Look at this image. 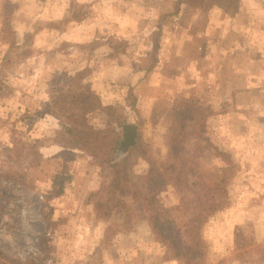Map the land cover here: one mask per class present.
Returning a JSON list of instances; mask_svg holds the SVG:
<instances>
[{
  "label": "rangeland",
  "instance_id": "rangeland-1",
  "mask_svg": "<svg viewBox=\"0 0 264 264\" xmlns=\"http://www.w3.org/2000/svg\"><path fill=\"white\" fill-rule=\"evenodd\" d=\"M178 1L0 0V264H184L164 232L190 246L230 167L206 264H264V0ZM79 92L115 109L80 117L100 132L89 148L48 107ZM119 116L138 131L127 152ZM112 137L129 156L120 190L93 158Z\"/></svg>",
  "mask_w": 264,
  "mask_h": 264
},
{
  "label": "trees",
  "instance_id": "trees-1",
  "mask_svg": "<svg viewBox=\"0 0 264 264\" xmlns=\"http://www.w3.org/2000/svg\"><path fill=\"white\" fill-rule=\"evenodd\" d=\"M187 1L191 0H179L178 5H181ZM194 1H206L209 7H217L228 13H235L238 8V4L240 3V0ZM128 91L129 94H131V89H129ZM132 98V105H134L135 98ZM64 104H66V106ZM48 107L51 109L52 115H54L60 122L62 119L59 118L64 117V120H68L69 123L67 125L61 123V126L65 129L66 132H68L69 134H73L75 136V141L78 147L83 148H89L95 142V140L93 139V135L95 134V132L96 134L98 133L97 137L100 132H97V130L89 125H81L82 123L80 124V117L96 111H106L108 112V114H115V109L112 106H102L99 97L93 92H79L69 94L68 96H54L51 102L48 103ZM176 110L177 108L174 107L173 113L175 115L176 121H178V128L171 129L175 132L176 135L172 139V149L174 151V154H177L180 149L179 147H177L179 143V141L177 140V136L182 138L183 133L185 132V127H188L185 121L181 119L182 113ZM186 115L187 114H185L183 117H185ZM124 120L125 119H123V117H117V125H122L123 123H125ZM112 135H114L113 131ZM117 140V138L115 139L114 137H112L111 142L107 145V147L99 146L100 148H102V154L100 155V157L93 156V158H96L98 166L107 168L112 172L113 179L111 187L113 190H120L121 187L125 185L124 180L122 179L120 174L127 169V164H129L128 154L123 157H119V149L116 148V145L119 147ZM229 169H223L221 180H219L216 185L214 184L215 192L217 193L216 201L209 204L207 208L203 209L204 213L202 216H199L198 218L192 220L193 228L191 229L189 235L191 240L190 246L186 247L185 249L176 247L175 241L177 237L172 236V233L174 231L172 229H169V231L166 230L168 234L164 232V241L169 243V247L175 249L172 256L173 259H181L184 264H206L207 245L202 238L201 228L208 221L209 217L213 216L215 213L222 210L226 206V203H224L225 192L222 190V184L226 181V175ZM155 210L157 211H155L156 219L160 214L158 213V209ZM168 212L169 210L164 208L165 217L167 216ZM147 219L149 221V218ZM168 223L170 224L171 222L168 221ZM177 236L179 235L177 234Z\"/></svg>",
  "mask_w": 264,
  "mask_h": 264
},
{
  "label": "crops",
  "instance_id": "crops-1",
  "mask_svg": "<svg viewBox=\"0 0 264 264\" xmlns=\"http://www.w3.org/2000/svg\"><path fill=\"white\" fill-rule=\"evenodd\" d=\"M0 14H1V6H0ZM56 20V19H55ZM83 21H85V20H83ZM77 22V21H75V20H73L72 22H70V25H71V28H73V31H75V32H78V31H80L81 30V28H83V27H85V24H82V23H84V22ZM86 22V21H85ZM87 23H92V20H90V21H88ZM65 32H63L62 34H64ZM63 37V36H62ZM67 39V38H66ZM92 40H94V42H98L99 41V38H97V37H95L94 39H92ZM63 42V41H62ZM99 45L100 44H98V46H96L95 48H94V50L92 51V53H93V57L95 58V59H99L101 56H103V55H99V49L100 50H102L100 47H99ZM70 47V46H69ZM75 49H76V51H83L84 52V50H82V47H80V49L78 48V46H76V45H73V47H70V50H72L73 51V55H75V53H76V51H75ZM56 52H58V51H56ZM69 53V52H68ZM68 53H66V54H68ZM85 53V52H84ZM96 53V54H95ZM63 55V57H67L68 55ZM83 54V53H82ZM95 54V55H94ZM105 56V55H104ZM90 55H89V52L88 53H85V56H84V58L82 59H80V61H82V60H84V61H86V64H89V61H90ZM110 59H112V60H114L115 61V59H117V58H110ZM83 62H81L79 65H78V71H80V70H82L81 69V64H82ZM84 68V67H83ZM229 263H233L232 261H230Z\"/></svg>",
  "mask_w": 264,
  "mask_h": 264
},
{
  "label": "water",
  "instance_id": "water-1",
  "mask_svg": "<svg viewBox=\"0 0 264 264\" xmlns=\"http://www.w3.org/2000/svg\"><path fill=\"white\" fill-rule=\"evenodd\" d=\"M121 131H122V141H121V146L124 145L125 147V152L130 147H133L136 144V137H137V127L134 125H122L121 126Z\"/></svg>",
  "mask_w": 264,
  "mask_h": 264
}]
</instances>
